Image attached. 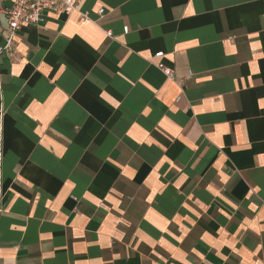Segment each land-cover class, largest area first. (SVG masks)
I'll return each instance as SVG.
<instances>
[{
    "label": "crops",
    "instance_id": "obj_1",
    "mask_svg": "<svg viewBox=\"0 0 264 264\" xmlns=\"http://www.w3.org/2000/svg\"><path fill=\"white\" fill-rule=\"evenodd\" d=\"M79 1L0 57V264H264V0Z\"/></svg>",
    "mask_w": 264,
    "mask_h": 264
},
{
    "label": "built area",
    "instance_id": "obj_2",
    "mask_svg": "<svg viewBox=\"0 0 264 264\" xmlns=\"http://www.w3.org/2000/svg\"><path fill=\"white\" fill-rule=\"evenodd\" d=\"M104 11V8H100L98 14L101 15ZM0 12L6 15L8 21L6 36L0 43V57L4 53L12 54L18 31L24 26L38 24L45 12L67 15L77 12L83 21L87 22L91 19L88 12L81 10L79 0H10L9 5L0 6ZM106 32L112 35L110 30ZM165 73L170 78L175 77L172 70L167 69Z\"/></svg>",
    "mask_w": 264,
    "mask_h": 264
}]
</instances>
